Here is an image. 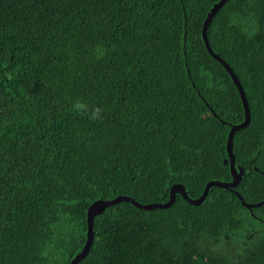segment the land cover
I'll return each instance as SVG.
<instances>
[{"label": "trees", "instance_id": "1", "mask_svg": "<svg viewBox=\"0 0 264 264\" xmlns=\"http://www.w3.org/2000/svg\"><path fill=\"white\" fill-rule=\"evenodd\" d=\"M220 0H0V264H69L86 211L121 196L199 197L231 179L238 90L201 29ZM250 122L233 136L246 203L264 200V0H228L207 27ZM77 98L104 109L91 122ZM249 167V169H248ZM259 171V172H258ZM78 264H264V205L213 186L199 205L119 202Z\"/></svg>", "mask_w": 264, "mask_h": 264}, {"label": "water", "instance_id": "2", "mask_svg": "<svg viewBox=\"0 0 264 264\" xmlns=\"http://www.w3.org/2000/svg\"><path fill=\"white\" fill-rule=\"evenodd\" d=\"M227 1L228 0H221V1H219L218 4H215L212 6V8L210 9L209 13L207 14V18L204 21V24L202 26V35L201 36H202V39H203V42H204V45H205L207 52L215 60L222 63V65H224L226 71L230 75L233 83L235 84V86L238 90V94H239V97L241 99L243 109H244V120H243V122H241L237 125H231L229 133L227 135V141H226L227 158H225L223 160V164L224 165L228 164L232 180L230 182H220V181H209V182H207V184L205 185V187L203 189V192L196 199H191L187 196V193L185 191L184 186L174 185L173 187L170 188L169 199L165 203H158V204L153 203V204L142 205V204L137 203L133 199L126 197V196H121V197H118V198H115L112 200H108V201H104V200L95 201L94 203H92L89 206V208L86 212L87 233H86L85 245H84L82 251L71 261L70 264H78V262H80V260L83 259L87 255V253L89 252V248L93 242V236H94L93 232H92L93 224H94V221H93L94 217L101 214L103 210H105L108 207L113 206L119 202H123V201L129 202L132 205H134L136 208H139L142 210H152L155 208H168L171 204L174 203L175 198H176V194H179L188 204L199 205L205 200V198L209 192V189L213 186H216V187H220V188H224V189H229L230 191L234 192L235 195L238 197V199L241 201V204L246 206V208H248V209H250L252 207H258V206L264 204V201H262V202H259L257 204L248 205L245 202H243V200H242L241 196L238 194V192L234 191V188H236L238 186V184L241 182V179L244 175V169L241 166L235 165L234 155H233V151H232L233 136H234L236 131L244 129L245 127L248 126V124L250 122V110H249V107H248V104L246 101L244 90H243L239 80L237 79L233 70L217 54H215L212 51V49L209 45V42H208V38L206 36L207 27H208L209 23L211 22L213 16L216 14L217 10H219V8L223 4H225Z\"/></svg>", "mask_w": 264, "mask_h": 264}, {"label": "clouds", "instance_id": "3", "mask_svg": "<svg viewBox=\"0 0 264 264\" xmlns=\"http://www.w3.org/2000/svg\"><path fill=\"white\" fill-rule=\"evenodd\" d=\"M70 111L81 116L87 117L91 122L102 121L104 117V109L90 105L83 99L77 98L71 103Z\"/></svg>", "mask_w": 264, "mask_h": 264}, {"label": "rangeland", "instance_id": "4", "mask_svg": "<svg viewBox=\"0 0 264 264\" xmlns=\"http://www.w3.org/2000/svg\"><path fill=\"white\" fill-rule=\"evenodd\" d=\"M211 8H212V7H211ZM211 8H210V9H211ZM217 12H218V10H217ZM217 12H216V14L213 16V18L217 15ZM208 13H209V12H208ZM206 18H207V16H206ZM206 18H205V19H206ZM213 18H212V20H213ZM212 20H211V22H212ZM204 21H205V20H204ZM209 24H210V23H209ZM234 160H235V159H234ZM235 165H236V163H235ZM236 166H240V165H236ZM228 167H229V166H228ZM242 168H243V167H242ZM243 169H244V168H243ZM229 172H230V170H229ZM258 172H259V171H258ZM260 174H261V176H262L263 179H264V172H263V173L260 172ZM230 177H231V175H230ZM231 180H232V179H230L229 181H220V182H230ZM206 184H207V183H206ZM206 184H205V185H206ZM174 185H181V184H179V183H178V184H172V185L170 186V188L173 187ZM182 186H183V185H182ZM204 187H205V186H204ZM170 188H169V191H170ZM219 188H220V187H219ZM203 189H204V188H203ZM228 190H229V189H228ZM234 191H236L235 188H234ZM202 192H203V191H202ZM231 192H232V191H231ZM236 192H237V191H236ZM232 193L235 194L234 192H232ZM238 194H239V193H238ZM177 195H179V194H176V196H177ZM239 195H240V194H239ZM240 196H241V195H240ZM197 198H198V197H197ZM241 198H242V197H241ZM114 199H115V198H114ZM168 199H169V196H168ZM99 200H102V199H99ZM99 200H96V201H99ZM110 200H112V199H110ZM175 200H176V198H175ZM242 200H243V199H242ZM104 201H108V200H104ZM167 201H168V200H167ZM167 201H165V202H167ZM262 201H264V200H262ZM262 201H260V202H262ZM94 202H95V201H94ZM94 202H93V203H94ZM165 202H164V203H165ZM174 202H175V201H174ZM243 202H245V201L243 200ZM137 203H138V202H137ZM161 203H163V202H161ZM245 203H246V202H245ZM257 203H259V202H257ZM257 203H246V204H248V205H253V204H257ZM139 204L146 205V204H153V203H145V204H144V203H139ZM154 204H158V202H157V203H154ZM171 205H172V204H171ZM171 205H170V206H171ZM262 205H264V204H262ZM170 206H169V207H170ZM242 206H244V205H242ZM260 206H261V205H260ZM260 206H258V207H260ZM134 207H135V206H134ZM244 207L246 208V206H244ZM88 208H89V207H88ZM88 208H87V210H88ZM252 208H255V207H252ZM252 208H250V209H252ZM138 209H139V208H138ZM152 210H153V209H152ZM86 212H87V211H86ZM93 221H94V220H93ZM86 224H87V221H86ZM86 233H87V231H86ZM85 241H86V240H85ZM84 245H85V243H84ZM84 245H83V247H84ZM91 245H92V244H91ZM83 247H82V249H83ZM90 247H91V246H90ZM82 249L78 252V254L82 251ZM89 250H90V248H89ZM78 254H77V255H78ZM87 254H88V253H87ZM77 255H76V256H77ZM76 256H75V257H76ZM75 257H74V258H75ZM74 258H72L71 261H72ZM71 261L69 262V264L71 263Z\"/></svg>", "mask_w": 264, "mask_h": 264}, {"label": "bare ground", "instance_id": "5", "mask_svg": "<svg viewBox=\"0 0 264 264\" xmlns=\"http://www.w3.org/2000/svg\"><path fill=\"white\" fill-rule=\"evenodd\" d=\"M220 1H221V0H220ZM218 3H219V2H218ZM218 3H217V4H218ZM223 5H224V4H223ZM223 5H222V6H223ZM222 6H221V7H222ZM221 7H220V8H221ZM220 8H219V9H220ZM205 20H206V19H205ZM203 24H204V23H203ZM202 26H203V25H202ZM201 35H202V29H201ZM206 36H207V31H206ZM131 199H132V198H131ZM103 211H104V210H103ZM103 211H102V212H103ZM99 215H100V214H99Z\"/></svg>", "mask_w": 264, "mask_h": 264}, {"label": "flooded vegetation", "instance_id": "6", "mask_svg": "<svg viewBox=\"0 0 264 264\" xmlns=\"http://www.w3.org/2000/svg\"><path fill=\"white\" fill-rule=\"evenodd\" d=\"M248 169H249V167H248ZM244 176V175H243Z\"/></svg>", "mask_w": 264, "mask_h": 264}]
</instances>
